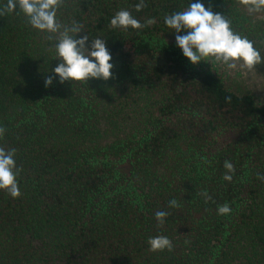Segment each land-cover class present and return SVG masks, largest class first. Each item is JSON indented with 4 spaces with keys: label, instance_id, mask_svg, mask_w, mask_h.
Returning <instances> with one entry per match:
<instances>
[{
    "label": "trees",
    "instance_id": "obj_1",
    "mask_svg": "<svg viewBox=\"0 0 264 264\" xmlns=\"http://www.w3.org/2000/svg\"><path fill=\"white\" fill-rule=\"evenodd\" d=\"M138 2L63 0L58 11L107 40V81L45 87L54 42L22 14L0 17V146L21 169V195L0 190V264H264V102L174 46L163 17L188 0ZM203 2L263 57L264 24L239 0ZM122 8L156 23L111 29ZM225 203L232 212L217 215ZM158 234L171 251H149Z\"/></svg>",
    "mask_w": 264,
    "mask_h": 264
},
{
    "label": "clouds",
    "instance_id": "obj_2",
    "mask_svg": "<svg viewBox=\"0 0 264 264\" xmlns=\"http://www.w3.org/2000/svg\"><path fill=\"white\" fill-rule=\"evenodd\" d=\"M241 3L250 14L264 11V0H241ZM62 4L63 0H6L0 2V17L12 13L22 14L31 28L54 42L50 51L52 59L58 63L54 67H49L48 63V70L44 73L50 74L44 79L45 87L51 86L54 80L61 84L89 82L92 79L109 80L114 76V63L107 40L101 36H90L84 24L76 20L62 21L58 17ZM145 7V0H139L134 10L140 12ZM155 23L153 17L141 22L126 8L117 10L109 19L110 28L122 32L140 30ZM163 23L174 36V46L193 65L202 61L214 62L224 66L231 74V70H251L264 62L253 41L235 31L224 14L214 12L212 6H206L203 0H188L186 8L165 15ZM5 132L6 128L0 125V138ZM223 167L226 170L223 179L231 181L235 173L233 163L225 160ZM20 171L16 163V149L0 146V190L6 191L12 198L21 195L17 179ZM256 177L264 181V173L257 172ZM199 195L205 201L211 199L206 190ZM176 206L175 199L169 201V207ZM231 212L228 203L217 207V215ZM168 214L167 211H157L155 218L163 225ZM147 243L152 252L171 251L174 247L172 240L163 234L149 237Z\"/></svg>",
    "mask_w": 264,
    "mask_h": 264
},
{
    "label": "rangeland",
    "instance_id": "obj_3",
    "mask_svg": "<svg viewBox=\"0 0 264 264\" xmlns=\"http://www.w3.org/2000/svg\"><path fill=\"white\" fill-rule=\"evenodd\" d=\"M239 1L241 2V0ZM252 14L253 18H257L259 22L264 24V11ZM204 68L217 72L223 77L226 85L236 92H249L259 102H264V62L255 65L251 70H231V74L224 66L214 62L204 61Z\"/></svg>",
    "mask_w": 264,
    "mask_h": 264
}]
</instances>
